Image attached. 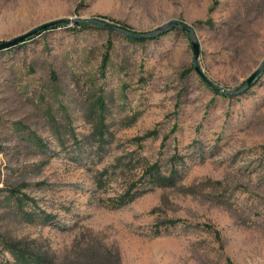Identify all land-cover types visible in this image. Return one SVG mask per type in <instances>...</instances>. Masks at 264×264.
I'll list each match as a JSON object with an SVG mask.
<instances>
[{
	"label": "rangeland",
	"instance_id": "rangeland-1",
	"mask_svg": "<svg viewBox=\"0 0 264 264\" xmlns=\"http://www.w3.org/2000/svg\"><path fill=\"white\" fill-rule=\"evenodd\" d=\"M91 19L191 27L224 91L264 62V0H0V43L68 22L0 52V264H264V66L217 94L188 33ZM179 154L175 186L105 207Z\"/></svg>",
	"mask_w": 264,
	"mask_h": 264
},
{
	"label": "trees",
	"instance_id": "trees-1",
	"mask_svg": "<svg viewBox=\"0 0 264 264\" xmlns=\"http://www.w3.org/2000/svg\"><path fill=\"white\" fill-rule=\"evenodd\" d=\"M65 23H68V22H65ZM77 26L79 28H84V27L88 26V23H81ZM59 27H61V26L56 25V26H52V27H47L43 30H40L36 35L32 36L28 40L39 36L41 33L45 32V31L57 29ZM119 27H121L124 30L131 32V30L126 26L120 25ZM98 28H101V27H98ZM110 32H112V31H110ZM165 34H162L160 36H163ZM160 36H158V37H160ZM126 38H127V40L134 41V42L146 41V39H133L130 37H126ZM22 44H20V45H22ZM20 45H18V46H20ZM13 48H15V47H13ZM13 48H11V49H13ZM8 50H10V49H8ZM5 51H7V50H5ZM0 52H3V51H0ZM247 91H245L244 93H246ZM217 94H220V93H217ZM99 136H100V138L98 140L99 143H96L97 140H93V142L91 144L92 146H94V144H96V150L98 153L101 151H104V145H102V140L104 138L103 132H100ZM121 161H122L121 159L117 160L115 164L106 167L105 169H103L101 172H99L97 174L96 180H97L98 185H100L101 183L109 184V182H111L112 178L117 176V173L120 171ZM184 165L185 164L183 162V157L180 154L174 155V157L171 159V162L169 163V168L167 171L162 172L163 170H162L160 163L152 164L151 166H149L146 169V172L144 173V175L140 181V184H141L140 189L134 188L133 185H131L130 190L127 191L125 194H123L122 197H120L118 200H116L114 202L111 201V203H107L105 205V207L108 209L121 208V207L131 203L132 201H134L139 196H141L149 186H156V187L175 186L174 182H176L177 179L180 180L185 173V166ZM16 258H18V257H16Z\"/></svg>",
	"mask_w": 264,
	"mask_h": 264
},
{
	"label": "water",
	"instance_id": "water-1",
	"mask_svg": "<svg viewBox=\"0 0 264 264\" xmlns=\"http://www.w3.org/2000/svg\"><path fill=\"white\" fill-rule=\"evenodd\" d=\"M66 21L67 20H57V21H52V22L46 23V24L41 25V26L19 36V37H16V38L11 39L9 41H6L4 43H0V51H5V50L11 49L13 47H16V46L24 43L26 40H28L32 36L36 35L40 30H43L47 27H52V26L64 24ZM81 22H86L88 24L96 25V26L101 27L104 30L116 32V33H119V34L124 35L126 37L133 38V39H153V38L158 37L162 34L168 33L172 30H179V31L188 33L189 37H190L191 46L193 49V65H194L195 72L198 73V75L208 84V86L212 90H214L218 93H221L223 95H226V96L233 97V96H237L241 93H244L250 87L251 83L255 80V78L260 73L261 68L264 66V62H263L261 64V66L259 67V69L256 70L247 79V81L245 82V85L239 91H236V92L224 91L223 89L215 88L212 84L208 83L206 81V79L202 76L199 69L197 68L196 61H197V58L199 55V44H198V41L195 37L193 29L189 26H186V25H184L182 23H178V22H168L165 25H163V26H161V27L149 32V33L139 34V33H132L130 31L124 30L118 26L112 25V24L107 23L103 20L91 19V20H87V21H76L75 23L78 24Z\"/></svg>",
	"mask_w": 264,
	"mask_h": 264
}]
</instances>
